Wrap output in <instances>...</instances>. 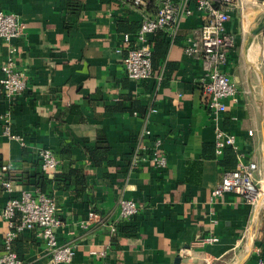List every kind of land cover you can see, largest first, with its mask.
<instances>
[{
  "label": "crops",
  "instance_id": "crops-1",
  "mask_svg": "<svg viewBox=\"0 0 264 264\" xmlns=\"http://www.w3.org/2000/svg\"><path fill=\"white\" fill-rule=\"evenodd\" d=\"M243 3L242 12L233 11L226 23L233 45L220 67L236 83V99H226V110L214 114L202 96L201 59L186 55L181 46L186 34L197 33V21L181 22L177 42L167 48L165 68L135 80L126 76L123 53L116 50L123 33L116 18L125 15L111 0H0V9L23 24L14 43L17 67L27 78L26 88L12 100L3 97L0 86V131L8 112L12 131L25 142L0 134L7 166L0 169V208L22 189L39 191L34 184L35 173L42 171L38 152L50 148L59 164L44 171L42 192L58 208V243L75 246L68 264L264 260V206L253 209L230 192L211 198L223 172L234 167L218 162L217 130L235 137L239 153L256 162L255 176L264 180V27L258 28L264 22V1ZM5 52L0 45V64ZM145 125L161 139L167 157L163 169L147 159L131 168ZM98 144L106 146V159L94 164L87 149ZM71 169H81L84 187L74 176L55 177ZM8 170L21 179L11 181V193L2 185ZM121 197L138 206L129 220L119 218ZM89 211L98 218L90 219ZM110 224L116 225L115 232ZM6 229L0 218V251ZM206 236L217 240L200 243ZM13 247L25 264L48 261L36 230L17 235Z\"/></svg>",
  "mask_w": 264,
  "mask_h": 264
},
{
  "label": "built area",
  "instance_id": "built-area-1",
  "mask_svg": "<svg viewBox=\"0 0 264 264\" xmlns=\"http://www.w3.org/2000/svg\"><path fill=\"white\" fill-rule=\"evenodd\" d=\"M121 14L130 15L137 22L134 34L123 32L118 52L123 53L122 64L127 77L135 80L149 79L154 75L152 68V44L150 37L161 32L168 41V47L179 38L182 21H197V33L186 34L181 42L183 52L201 59L204 70L201 78V91L205 105L214 114L226 110V99H236V83L224 71L221 65L226 61L227 52L233 45V34L226 29V23L233 11L242 12L243 0H111ZM23 32V24L12 12L0 9V45L5 48L4 61L0 64L2 76L0 86L3 97L12 100L26 88L27 78L16 63L17 47L14 40ZM162 72L157 75L160 79ZM154 111L151 107L149 112ZM146 116V115H145ZM251 135L252 131H248ZM0 134L15 139L25 145L24 138L13 132L9 122V113L3 115ZM148 142V144L146 143ZM217 154L224 147H231L236 154L234 167L225 170L220 181L211 191V198L216 199L224 193L236 194L253 209L264 206V180L256 178L257 164L245 160L238 151L235 137L222 130L215 134ZM39 165L42 171L54 170L59 159L50 148L38 152ZM151 162L157 169L167 166V157L161 148V139L151 136L145 125L138 136L130 165L138 166L143 160ZM3 171L7 166L1 167ZM6 192H12V183L3 180ZM119 218L129 220L138 212L136 202L131 198L121 197L118 200ZM57 205L52 196L37 190H20L18 196H8L0 208V218L7 222V229L2 236L3 247L0 251V264H25L12 249V241L26 230H36L44 243L48 261L46 264H68L75 254L71 243H58L56 229L60 223L57 217ZM90 219L98 215L89 211ZM116 225L110 224V231L115 232ZM215 236H206L200 243H212ZM99 254H103L100 252ZM256 264H264L259 257Z\"/></svg>",
  "mask_w": 264,
  "mask_h": 264
},
{
  "label": "trees",
  "instance_id": "trees-1",
  "mask_svg": "<svg viewBox=\"0 0 264 264\" xmlns=\"http://www.w3.org/2000/svg\"><path fill=\"white\" fill-rule=\"evenodd\" d=\"M117 21V26L118 29L123 31V32H128L131 34H134V32L137 29V22L134 20V18L130 15H125V16H120L116 18ZM151 44H152V68L153 71L155 69H159V67L165 68V54L168 48V41L167 38L161 33L158 32L154 35H152L150 38ZM137 110L133 111L132 113L137 114ZM145 112L143 113V115ZM87 152L89 154V157L91 161L94 164H100L102 161L106 159V146L104 145H95L94 147L88 148ZM221 157L218 160L220 165H230L234 166L236 162V154L234 150L231 147H224L221 153ZM4 165L3 159L0 155V169ZM8 172V180L9 181H20V177L16 175V172L12 171H7ZM45 172L44 171H39L35 173V180L36 182L34 183L35 186L39 189V191L44 192V187H43V182L45 179ZM74 176V181L77 184L82 185L84 187V178L81 169H71L69 170L66 174H60L57 173L55 174V177L58 178L59 180H62L64 178H70ZM81 187V188H82ZM19 235V234H18ZM17 238V236H16ZM16 238L12 241V249L15 251L13 244L16 240ZM17 256L20 258V254L15 251ZM21 259V258H20Z\"/></svg>",
  "mask_w": 264,
  "mask_h": 264
},
{
  "label": "water",
  "instance_id": "water-1",
  "mask_svg": "<svg viewBox=\"0 0 264 264\" xmlns=\"http://www.w3.org/2000/svg\"><path fill=\"white\" fill-rule=\"evenodd\" d=\"M259 27H260V28H263V27H264V22L261 23V25H259L258 28H259ZM258 28H257V29H258ZM177 261H178V259H175V263H177Z\"/></svg>",
  "mask_w": 264,
  "mask_h": 264
},
{
  "label": "rangeland",
  "instance_id": "rangeland-1",
  "mask_svg": "<svg viewBox=\"0 0 264 264\" xmlns=\"http://www.w3.org/2000/svg\"><path fill=\"white\" fill-rule=\"evenodd\" d=\"M262 1H264V0H258V3H262Z\"/></svg>",
  "mask_w": 264,
  "mask_h": 264
}]
</instances>
